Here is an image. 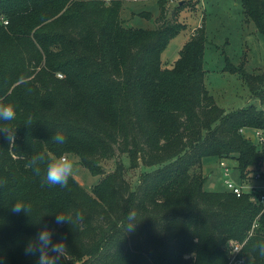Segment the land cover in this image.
I'll list each match as a JSON object with an SVG mask.
<instances>
[{
  "label": "trees",
  "instance_id": "16d2710c",
  "mask_svg": "<svg viewBox=\"0 0 264 264\" xmlns=\"http://www.w3.org/2000/svg\"><path fill=\"white\" fill-rule=\"evenodd\" d=\"M237 2L264 37V0ZM121 3L0 0V104L17 112L0 122L14 130L13 140L0 131V262L36 264L24 245L47 225L66 244L57 264H227L234 245L245 264H264L252 248L264 238L262 206L246 192L208 189L202 173L208 156L230 160L239 181L264 162V141L241 131L264 129V70L225 62L258 101L226 111L204 84L203 27L163 67L161 51L185 24L167 19L159 0L157 24L133 26ZM58 133L62 145L52 139ZM40 151L76 155L92 173L118 153L148 169L134 188L121 160L89 190L72 176L64 186L42 184L27 164ZM18 199L28 213L11 211ZM68 210L82 218L56 223Z\"/></svg>",
  "mask_w": 264,
  "mask_h": 264
},
{
  "label": "rangeland",
  "instance_id": "374dc122",
  "mask_svg": "<svg viewBox=\"0 0 264 264\" xmlns=\"http://www.w3.org/2000/svg\"><path fill=\"white\" fill-rule=\"evenodd\" d=\"M121 5L120 14L126 23L137 27L157 24L159 0H122ZM163 7L167 19L184 23L185 28L174 35L161 51V65L170 67L178 57L183 43L195 29L202 26L207 38L203 53V67L206 70L204 84L215 103L226 111L249 103L258 104L243 77L237 72L223 69L225 62L230 60L236 65L242 62L250 72L264 70V37L259 32L251 33L252 23L243 25L241 7L237 0H163ZM251 131L252 128H244L243 133L249 134ZM63 155L73 160L71 176L87 190L111 171L118 160L123 164L124 177L133 188L142 171L148 169L143 165L131 167L128 155L118 153L112 158L103 159L99 164V172L92 173L79 163L76 155ZM224 160L231 165L230 160ZM202 173L211 176L206 185L208 189L224 188L221 168L215 156L203 158Z\"/></svg>",
  "mask_w": 264,
  "mask_h": 264
},
{
  "label": "clouds",
  "instance_id": "9594fccd",
  "mask_svg": "<svg viewBox=\"0 0 264 264\" xmlns=\"http://www.w3.org/2000/svg\"><path fill=\"white\" fill-rule=\"evenodd\" d=\"M17 116L16 108L12 104H0V122L14 121ZM0 131L8 133V139H14V130L8 127L0 128ZM56 144H64L66 136L56 134L52 137ZM34 173L41 176L42 184L60 185L67 184L69 177L72 175L74 162L71 158L64 155L55 157L48 156L45 152H35L31 155L27 162ZM43 166V168H42ZM29 203L24 200H15L12 202L11 211L14 213H28ZM135 212H128V220L132 221L128 231L132 230L135 223ZM82 218V214L77 210L74 213L72 210L57 212L55 215L56 223H75ZM252 248L259 257H264V238H259L253 241ZM66 251V244L63 239L54 240L53 231L49 226L45 225L32 237H29L24 245L26 255L36 257V264H57V261ZM2 264V262H0Z\"/></svg>",
  "mask_w": 264,
  "mask_h": 264
},
{
  "label": "built area",
  "instance_id": "2783aa9c",
  "mask_svg": "<svg viewBox=\"0 0 264 264\" xmlns=\"http://www.w3.org/2000/svg\"><path fill=\"white\" fill-rule=\"evenodd\" d=\"M243 132L244 129H241ZM252 138H251V136ZM254 142L261 144L264 141V129L252 128L249 134H245ZM223 176L224 188L239 196L246 192L250 194L251 200L262 206L264 209V162L258 167L247 173L246 177L239 181L232 175L233 166L229 165L224 159L218 162ZM240 245H234L230 249L229 260L227 264H245V257L240 254Z\"/></svg>",
  "mask_w": 264,
  "mask_h": 264
},
{
  "label": "crops",
  "instance_id": "0c3cea01",
  "mask_svg": "<svg viewBox=\"0 0 264 264\" xmlns=\"http://www.w3.org/2000/svg\"><path fill=\"white\" fill-rule=\"evenodd\" d=\"M243 23V25H244V23H246L245 21L244 22H242ZM247 24V23H246ZM250 30V29H249ZM251 31V33H253V32H255V29H254V27H252V30H250ZM211 176L209 175V178H210Z\"/></svg>",
  "mask_w": 264,
  "mask_h": 264
}]
</instances>
